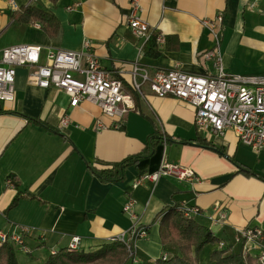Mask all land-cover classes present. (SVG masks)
I'll return each instance as SVG.
<instances>
[{"label":"crops","instance_id":"obj_1","mask_svg":"<svg viewBox=\"0 0 264 264\" xmlns=\"http://www.w3.org/2000/svg\"><path fill=\"white\" fill-rule=\"evenodd\" d=\"M13 2L0 0V51L13 44L38 45L40 63H45L49 50H77L88 40L102 68L121 80L134 104L113 120L88 100L70 106L63 91L29 84L27 66L15 68L14 99L0 102V231L30 228L24 238L27 251L17 248V259L40 264L66 248L74 234L80 237L79 248L88 250L126 232L136 220L147 227V235L136 240L132 264H155L162 254L177 252L160 242L159 214L184 203L200 208L192 217L212 230L217 245L220 240L233 243L235 227L258 225L264 231V148L253 152L231 129L204 135L194 125L188 102L158 96L146 82L140 90H130L133 62L149 76L170 67L214 73L212 61L202 56L213 39L200 21L220 12L226 71L264 74V0H138L137 14L164 37L157 41V55L142 52L145 41L128 24L130 0ZM27 5L50 11L57 33L50 34L39 22L17 21L15 13ZM64 114L70 122L59 128ZM152 135L165 136L166 142L161 139L151 156L125 167L122 179L102 181L88 169L87 164L105 168L140 153ZM197 137L222 151L201 146ZM161 162L190 167L196 178L161 176L155 182H137ZM128 199L134 218L122 209ZM221 214L222 221L214 224Z\"/></svg>","mask_w":264,"mask_h":264},{"label":"built area","instance_id":"obj_2","mask_svg":"<svg viewBox=\"0 0 264 264\" xmlns=\"http://www.w3.org/2000/svg\"><path fill=\"white\" fill-rule=\"evenodd\" d=\"M10 3L14 5L13 0ZM138 0H130L127 16L130 28L146 41L151 30L148 23L138 14ZM201 24L211 34L213 44L202 56L211 60L214 73L196 74L181 70L178 67L155 69L151 76L137 62L132 63L131 84L136 91L146 82L149 89L158 96H174L188 102L194 110V125L204 135H223L231 129L237 139L248 146L253 152L264 148V74H234L226 71L222 61L220 48V30L222 13L214 18H204ZM156 40L162 42L164 37L156 35ZM41 47L32 44H13L0 51V102L14 99V78L16 67L27 66V81L31 85L48 88L53 86L63 91L69 97V105L76 106L82 100L95 103L101 112L116 120L134 107L130 92L123 89L120 79L111 76L102 68L88 40H84L77 50L55 49L46 54V62L40 63ZM70 122L64 114L59 118L58 126L63 128ZM113 127L120 125L114 121ZM166 142L165 136L162 137ZM161 176H173L180 180L196 178L190 167L175 163L161 162L153 172L140 176L142 179L157 181ZM7 183H12L7 179ZM133 201L128 199L122 209L131 218ZM186 217L199 213L200 208L194 205L181 204L177 206ZM213 219L214 224L220 222ZM222 221V220H221ZM30 228L20 226L11 232L0 231V245L3 242H13L23 251H27L25 236ZM147 235V227L133 220L126 232H122L110 241L122 242L128 252V260L136 261L135 242ZM80 237L72 235L67 249L79 248ZM223 240L218 241V247L225 246ZM233 244H237L243 257L251 256L259 264H264V231L258 225H245L234 228ZM54 253V252H53ZM162 254L161 259H166Z\"/></svg>","mask_w":264,"mask_h":264},{"label":"trees","instance_id":"obj_3","mask_svg":"<svg viewBox=\"0 0 264 264\" xmlns=\"http://www.w3.org/2000/svg\"><path fill=\"white\" fill-rule=\"evenodd\" d=\"M56 1V0H51ZM17 21L39 22L50 33L56 34L58 22L55 16L48 10L35 5H27L20 12L15 13ZM156 33L151 31L149 38L142 46V52L157 55ZM130 90L135 92L130 84ZM0 112L4 110L0 109ZM10 112V111H7ZM161 136L152 135L146 142L144 149L137 154L123 158L120 161L108 163L105 168H95L87 164L91 173L97 175L102 181H117L122 179L123 170L130 164H135L139 159L151 156L154 147L161 141ZM196 141L204 147L222 151L208 140L197 137ZM240 167V166H239ZM242 170H249L240 167ZM19 196L16 195L10 206H13ZM158 232L162 245L174 246L177 252L166 259L160 257L155 264H198V257L205 245L217 241L216 236L210 228L197 222L193 217L184 216L176 205L166 207L158 217ZM226 243V242H225ZM13 242H3L0 245V264H20L15 254ZM17 248V247H16ZM209 260L212 264H259L253 257H243L239 248L232 242L226 243L223 248H218L210 253ZM40 264H132L128 260V252L125 245L120 241H106L88 250L80 249L70 251L60 248L50 254Z\"/></svg>","mask_w":264,"mask_h":264},{"label":"rangeland","instance_id":"obj_4","mask_svg":"<svg viewBox=\"0 0 264 264\" xmlns=\"http://www.w3.org/2000/svg\"><path fill=\"white\" fill-rule=\"evenodd\" d=\"M115 241H118V240H113L111 242H115ZM217 242H214V243H208L207 245H205L203 247V249L201 250L200 254H199V257H198V264H212L209 260V257H210V253L215 250V249H218L217 247ZM17 248H20L19 246H16ZM15 247V251H17V248ZM43 256H48V254H43ZM30 259H20L18 258V262L20 264H27L26 261L29 262ZM31 262L33 264L37 263V262H34L32 259H31Z\"/></svg>","mask_w":264,"mask_h":264}]
</instances>
